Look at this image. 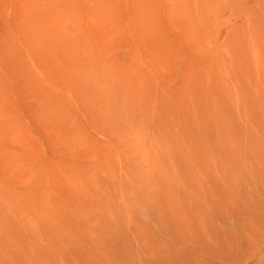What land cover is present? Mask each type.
<instances>
[{
    "label": "rangeland",
    "instance_id": "1",
    "mask_svg": "<svg viewBox=\"0 0 264 264\" xmlns=\"http://www.w3.org/2000/svg\"><path fill=\"white\" fill-rule=\"evenodd\" d=\"M263 159L264 0H0V264H225Z\"/></svg>",
    "mask_w": 264,
    "mask_h": 264
},
{
    "label": "bare ground",
    "instance_id": "2",
    "mask_svg": "<svg viewBox=\"0 0 264 264\" xmlns=\"http://www.w3.org/2000/svg\"><path fill=\"white\" fill-rule=\"evenodd\" d=\"M260 162H261L260 167L262 168L261 172L252 173V174L247 173L241 179V181H243L244 183V186H246L243 192L244 196H241V193L237 192L239 189L237 190V187L234 186L233 189H230L227 192V195L225 197V199L226 198L230 199L231 204L228 207L225 206L226 208H223L222 206L223 209H216V210L214 209L209 216L210 223L208 224H211L212 229H216L217 227L218 230L217 229L216 230L218 232L225 230L222 227L224 226L223 224H225V222L228 220L229 230L228 231L226 230V231L228 233L230 232L231 236L233 235V238L236 241L235 243H237L236 248L234 250V254L232 253L233 257L230 258L229 262H224L225 264H243L244 262L247 263V261H249L248 258L247 259L241 258V257H245L246 254L244 256L240 254L241 252L244 251V249L247 251V253H249L250 257H256V255L252 253L250 254L252 250H256V249L260 253V255L264 256V159L261 160ZM224 185L226 186V183ZM222 200H224V198ZM235 200H237L238 202L235 203L234 202ZM241 200L243 201V205H240L241 203H239L241 202ZM219 201L220 200H218V202ZM220 224H222V226L218 228ZM210 232L211 231H209V233ZM202 244L203 243H199V245H202ZM229 246H230V243H229ZM230 247L231 249L234 248V246H230ZM203 249L200 251H203ZM228 251L230 252V250ZM224 254H225L224 252H221L220 254L221 257H223ZM259 259L264 260L262 257H259Z\"/></svg>",
    "mask_w": 264,
    "mask_h": 264
}]
</instances>
